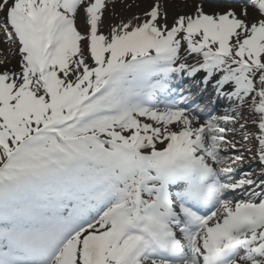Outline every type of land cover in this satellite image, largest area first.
Wrapping results in <instances>:
<instances>
[{
    "label": "rangeland",
    "instance_id": "rangeland-1",
    "mask_svg": "<svg viewBox=\"0 0 264 264\" xmlns=\"http://www.w3.org/2000/svg\"><path fill=\"white\" fill-rule=\"evenodd\" d=\"M119 1L68 0L65 7L60 5L74 21L75 40L68 41L70 44L50 64L53 69L47 70L49 85L45 86L47 81L42 80L38 58L41 49L46 48L45 59L51 61V34L39 35L34 30L29 11L34 5L41 10L46 0H35L31 7L24 3L25 13L14 15L20 0H0V170L23 139L24 152L7 166L10 176L21 173L20 182L25 174L32 176L45 167L64 168L74 163L80 176H92L83 185L100 184L88 186L99 189L91 196L108 198L104 207L87 210L80 218H74L69 227L72 233L47 255L29 261L15 259L12 264H75L84 236L105 235L118 229L125 218L131 217L129 208L138 192L156 193V189L165 186L153 179L151 170L140 169L134 160L111 148V139L122 143L139 135L146 137L145 144L152 139L150 145H158L182 128L203 126L199 133L201 144L197 140L194 148L213 166L211 180L201 177L203 188L208 191L205 203L199 210L184 203L174 204L173 211L188 228L179 236L183 250L179 249L173 262L143 257L152 264H205L204 241L210 230L216 231L242 210L247 216H256L259 210L264 215V0H192L193 6L187 0H138L137 12L134 11L137 18L118 20L116 14L132 0L121 4ZM202 2L210 6L198 11ZM198 12L207 21H227L233 25L225 43V39L184 20L185 15ZM91 15L101 20L90 21ZM137 31H153L168 47L183 45L185 51L172 64L175 71L181 69L191 74L185 79L183 95L168 106L162 96L144 97V113L136 112V118L132 116L130 120H123L114 105V110L94 120L81 121L82 106L92 114L99 99L106 95L113 93V102L124 98L132 103L130 80L123 76L110 87L102 88L98 71L108 62L106 54ZM36 40H42L40 48ZM118 53L120 64H133L134 68L150 59L136 50ZM193 54L197 59H188ZM209 62L211 68L206 71ZM136 92L139 96L147 93L142 89ZM87 138L96 139L97 144H78ZM60 150L63 152L58 153ZM197 178L200 176L195 174L194 179ZM2 183L0 174V189L4 187ZM252 206L256 209L251 213ZM181 226L178 224L177 228ZM230 233L236 240L225 253L226 264H264V219L242 224ZM127 239L128 236L122 237L118 247H125ZM66 250L71 252L72 263L68 258L65 263L62 260L61 254ZM106 258L112 264H132L110 252Z\"/></svg>",
    "mask_w": 264,
    "mask_h": 264
},
{
    "label": "bare ground",
    "instance_id": "bare-ground-1",
    "mask_svg": "<svg viewBox=\"0 0 264 264\" xmlns=\"http://www.w3.org/2000/svg\"><path fill=\"white\" fill-rule=\"evenodd\" d=\"M137 1L138 0H132L128 1V3H124V0H120L119 3L121 4V2H123L124 4L123 8L120 9L118 14H116L117 19H126L130 16H133L134 19H136L137 14H135L134 11L137 10ZM24 2L29 4V7L35 4V0H20V3L18 2L15 6V10L12 15H14L15 13L17 14L19 12H22V9H24ZM187 2L191 6H193L195 3L192 0H187ZM67 3L68 0H46V4L43 6V8H41V10H37V7H35L34 5L32 7V10L29 11V14L32 15L31 24L34 27V30L38 33L45 31L51 34L50 42H53L52 51L54 50V44L57 40V31L61 27H63V24L66 21H68V15L60 9V5L65 7ZM207 5L210 6L208 3H200L197 8L198 11L205 8ZM175 8L178 11L182 10L181 7ZM183 10L185 9L183 8ZM185 19L190 20L194 24H198L212 35H215L217 38H220V40L221 38L225 39L224 43L226 42V39L230 37V34L234 29L233 25L227 21H207L202 18L199 12L194 14H187L185 15L184 20ZM91 20L97 22L100 21L101 18L98 17L97 20H95L94 16L91 15L90 21ZM73 31H75V27H73L72 30L69 32V39L63 40V44L61 47L64 48V45L68 46V43L66 41L71 40L70 43H73V41L75 40V34ZM125 49L136 50L139 54H146L149 55L151 58L148 61H141L140 65L135 68L133 64H120V62L117 61L119 54L118 52H122ZM44 51L45 50H43V52ZM184 51L185 50L183 49V45L180 44H176L175 47L166 46L163 42L162 37H157L156 34L153 33V31H149L147 33L144 31H137L136 33H132L126 36L121 41L119 47L115 48L114 51H110L106 54L108 62L105 67H101L99 69L98 78L101 81V86H104L105 84L107 85V78L109 74L117 68L121 69L120 72L115 76L114 80H118V78H121L123 76L124 80H130V78L140 79L147 76V73L157 71L158 69L159 71L163 72L162 70L164 65L170 64L173 60L179 58V55L181 56ZM56 59L53 58L51 63L53 64V61H55ZM188 59L196 60L197 55L193 54L191 55V58L188 57ZM58 62L59 60L56 63ZM39 65L42 68H47L50 64L46 65V63H41L39 61ZM173 71L174 70L172 69V71L167 75L173 80L175 86H177L178 83L176 77L183 80L191 75L190 72L189 74H187L186 71ZM45 74L46 76H48V73ZM173 88L174 86H171L168 90H173ZM96 94L97 92L94 91L92 95L95 96ZM109 103V98H104L102 101L99 102L97 106V111L92 114H88L86 106L83 105L81 108L83 113L80 112L81 116L83 117L81 118V121L94 120L97 114L101 113L106 108L113 107V105L108 106ZM117 103H120L121 107L124 108V117H131L130 110H128L126 106L128 103L126 104V102L124 101L115 102L114 104ZM135 105L136 103L132 104L133 107H136ZM136 108L141 110V112H144V109H140L139 107ZM202 129L203 126H201V124H198L192 129L182 128L177 134H173L170 136L168 135L167 137L163 138V142L158 145H150L153 142L152 139H149L147 141L150 143L145 144L146 137L138 136L134 140H126L124 143H117L122 146L121 148L117 147V149L119 153L124 154L129 151L132 154V158L139 162L141 165H143L144 163L149 165L153 169V179L161 180V178H164L167 173L165 166H162L160 162L154 161V159H152V156L161 153H176L177 151L179 153L182 152L192 156L191 160L196 164V170L198 175L209 176L211 175L212 169L209 167L206 157H204L203 155H197L195 153V148L193 147V144L191 145L187 142L189 138H191L194 143L199 140V133L203 131ZM194 135L196 136L194 137ZM111 142L116 144L115 141ZM96 143V141L87 138L84 141H81L79 145H81L82 147H87L90 145H95ZM137 194L138 196L133 201V205L131 206L133 214L131 219H124L122 224L119 226V230L115 229L113 231H108L107 234L100 236H84L81 254L79 258L76 255L75 264H112L111 261L106 258V256L108 251L112 252L113 250H115V248L108 249L109 243L115 245L117 240L123 234L126 233L129 234L126 247L117 250L115 254L122 258L131 259L134 264H151L139 261L144 256V254L147 253L148 249H150L149 251H151V246L149 245L151 243V239H147V230L144 226H141L140 224L147 225V228L149 229L159 228L166 225L167 229L169 230L170 237L174 239L175 244L179 242L178 230L174 227V225H176V222L173 219V217H178L175 216V214L173 213L172 205L169 203L167 197H159V195L153 197L147 196L144 190L138 192ZM255 209L256 208L252 206L249 208V211L252 213ZM252 214L247 216L245 215L244 210H242L241 213L233 215L228 221L218 226V228H216V231L213 230L210 232L208 240L206 238L204 241L206 250L204 259L207 264H210L211 262H218L217 250H225L227 244L234 242L233 238L231 237L232 235L230 233V230L234 232L242 224H250L260 219H264V215H261L263 214L261 210H259V214H255L256 216H253ZM69 225L70 223L65 224L64 229L66 230ZM60 240V238H57L55 243H59ZM216 244H218L217 249ZM70 255L71 252L69 250H66L64 253L61 254L64 263L67 258L69 260V263H72Z\"/></svg>",
    "mask_w": 264,
    "mask_h": 264
}]
</instances>
